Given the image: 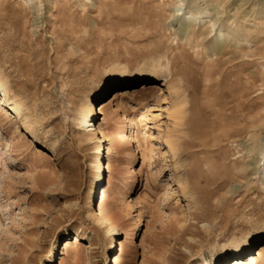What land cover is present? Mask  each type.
I'll use <instances>...</instances> for the list:
<instances>
[{
    "label": "rangeland",
    "instance_id": "1",
    "mask_svg": "<svg viewBox=\"0 0 264 264\" xmlns=\"http://www.w3.org/2000/svg\"><path fill=\"white\" fill-rule=\"evenodd\" d=\"M0 74V264H264V0H0Z\"/></svg>",
    "mask_w": 264,
    "mask_h": 264
},
{
    "label": "bare ground",
    "instance_id": "2",
    "mask_svg": "<svg viewBox=\"0 0 264 264\" xmlns=\"http://www.w3.org/2000/svg\"><path fill=\"white\" fill-rule=\"evenodd\" d=\"M175 10H178V9H175ZM205 23L206 24L208 23L207 24L208 27L210 25L213 26V22H211L210 20L207 21V22L203 21V25H205ZM8 91H9V89H8L7 83H6L5 79L0 74V110H1V112H3L5 114L4 115L5 118H7V117H17V115H19V113L22 111L21 110L22 104L18 100H16L13 97L9 96V92ZM183 112H184L183 107L179 106V108H177V110L174 113L178 116L177 118L182 119L181 115H182ZM89 116H91V112H90L89 109L85 110V112L82 113V115H81V121L80 122L83 125H85L86 127H88L91 124L90 120L88 119ZM116 136L118 137L117 142H123V141H125L127 139L126 138V134L124 132H122V131H118L116 133ZM165 140H166V144H167L169 150L170 151H174L175 147H176L175 146L176 145V141H178L177 138H174L172 136V137H167ZM103 198H104V193H102V199ZM100 208H101L100 209L101 212L105 215L106 212H105V209L103 208L102 203H101ZM64 245L65 246L63 248L66 250L67 247L69 246V241H65ZM118 261H119L118 260V256H116L114 264H116Z\"/></svg>",
    "mask_w": 264,
    "mask_h": 264
}]
</instances>
